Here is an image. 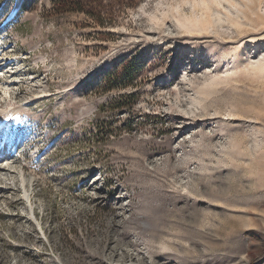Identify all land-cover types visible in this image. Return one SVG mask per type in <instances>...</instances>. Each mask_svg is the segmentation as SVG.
Segmentation results:
<instances>
[{"label":"rangeland","instance_id":"1","mask_svg":"<svg viewBox=\"0 0 264 264\" xmlns=\"http://www.w3.org/2000/svg\"><path fill=\"white\" fill-rule=\"evenodd\" d=\"M0 70V264H264V0H0Z\"/></svg>","mask_w":264,"mask_h":264},{"label":"trees","instance_id":"2","mask_svg":"<svg viewBox=\"0 0 264 264\" xmlns=\"http://www.w3.org/2000/svg\"><path fill=\"white\" fill-rule=\"evenodd\" d=\"M79 12H82V13L88 14L89 17L92 18V20H94L98 26H103V25H104V24L102 23V20H103V19H102L101 15L97 16V15H95L94 13H88L87 11H85V10L82 9V8L79 9ZM121 101H122V100H121ZM123 106H124V105H122V104H121V105L118 104L115 108H116V109H119V108H122Z\"/></svg>","mask_w":264,"mask_h":264},{"label":"bare ground","instance_id":"3","mask_svg":"<svg viewBox=\"0 0 264 264\" xmlns=\"http://www.w3.org/2000/svg\"><path fill=\"white\" fill-rule=\"evenodd\" d=\"M0 72H1V70H0ZM13 84V83H12ZM8 86V85H7ZM6 87V86H5ZM3 149H1V151H2ZM3 158H5V156L3 157ZM0 162H1V160H0ZM2 165V164H1ZM1 165H0V175H3L4 176V174H2L4 171H6L5 170V168H3V167H1ZM30 202V201H29Z\"/></svg>","mask_w":264,"mask_h":264}]
</instances>
